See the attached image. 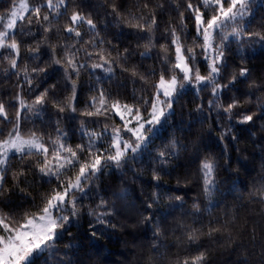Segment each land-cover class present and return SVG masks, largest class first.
<instances>
[{
	"label": "snow or ice",
	"instance_id": "snow-or-ice-1",
	"mask_svg": "<svg viewBox=\"0 0 264 264\" xmlns=\"http://www.w3.org/2000/svg\"><path fill=\"white\" fill-rule=\"evenodd\" d=\"M98 6L105 9L102 24L94 18V9L84 11L92 6L82 0H8L7 7L0 11V75L16 78L15 95L7 101L0 97V264H75L68 252L61 250L60 241L65 235L72 236L70 229L85 214L83 201L94 196L99 197L98 203L87 206L86 211L91 218L88 236L92 246L110 231L122 229L125 225L116 220L127 213L135 214L139 224L151 228V251L159 253L167 238L168 217L177 208L183 209L184 201L180 195L167 196L168 206L161 209L165 198L158 190L161 174L168 175L166 170L173 161L194 149L191 162L197 167L194 174L185 173L184 186L193 183L194 175L212 206L220 183L221 164L217 157L202 156L195 141L184 143L171 138L155 154L151 169L153 191L139 206L127 202L126 189L113 191V199L100 196L101 176L123 170L150 151L160 129L175 115L174 105L189 91L200 99L202 93H210L207 114L203 102L196 106L198 123L203 125L213 111L228 121L225 125L217 119V141L223 145L225 170L231 159L229 144L237 141L236 126L264 120V83L251 78L243 52L249 43H258L264 49V16L260 17L258 29L252 30L264 0H102ZM172 13L178 16V23L169 21L160 36L164 43H158L156 33L162 17ZM62 17L66 22L61 27ZM189 22L195 35L189 31ZM110 28L119 29L112 38H108ZM125 28L133 31L126 33ZM125 35L135 37V47L129 45L121 50V37ZM29 39L33 43L26 44ZM233 43L237 45L240 65L229 74L226 53L232 51ZM140 48L144 50L138 51ZM137 54L141 60L155 59L157 64L140 72L139 65L130 63ZM45 55L47 60L43 59ZM201 65L206 67V74L201 73ZM117 70L121 77L127 73L126 79L132 85L137 80L142 82L139 89H132V103L121 99L119 91L113 93L105 87L118 79ZM84 74L88 80L82 83ZM54 76L59 78L48 83ZM237 82L247 83L250 89L245 103L253 102L255 92L251 89L261 92L255 101L257 111L235 113V109L243 107L235 96L224 103L225 93L237 90ZM84 83L89 95L83 108H79ZM123 88L121 81L117 89ZM49 108L56 119L49 117L46 122ZM9 109L14 110V116L10 117ZM65 121L77 125L71 133L78 138L75 145L70 142ZM49 127L52 132L47 131ZM33 173L49 185L39 204L29 191V176ZM139 175L142 172H137ZM180 183L178 180L177 185ZM16 192L21 203L11 205L10 197ZM29 198L31 206L25 207ZM248 203L260 205V214L264 215V176L248 193ZM215 206L219 207V202ZM6 207L11 210L4 211ZM207 211L211 214L210 207ZM184 214L195 219L192 225L178 221L172 230L173 235L180 230L177 247L185 252L174 264H210V250L202 243L205 239L237 255L233 264H264V235H258V224L249 227L248 219L241 218L238 209L225 210L222 217L210 219L206 225L201 219L200 202L194 201L192 211ZM195 223L201 226L195 227ZM145 264H152V259Z\"/></svg>",
	"mask_w": 264,
	"mask_h": 264
},
{
	"label": "trees",
	"instance_id": "trees-1",
	"mask_svg": "<svg viewBox=\"0 0 264 264\" xmlns=\"http://www.w3.org/2000/svg\"><path fill=\"white\" fill-rule=\"evenodd\" d=\"M86 5L92 7H85L84 11H90L94 9V18L97 19L98 24H102L104 19V8L98 5L102 3V0H82ZM118 2H124V0H118ZM195 2V0H194ZM8 0H0V11H3L7 7ZM264 16V8H261L256 21L253 22L252 30H257L259 27L260 17ZM163 23L159 31L156 33L158 43H164L163 39H160L164 26L171 21L173 24L178 23V16L175 13L171 15L165 14L162 17ZM66 22V18L60 19V26ZM117 28H110L108 30V38H112V34L118 32ZM126 33L133 31L132 29L125 28ZM189 31L192 35H195L192 23L189 22ZM39 39V36H37ZM87 39V37H85ZM53 42H56V37L52 34ZM122 43L120 44L121 50L125 46L131 45L135 47L137 40L134 36L125 35L121 37ZM190 42V41H189ZM26 44L33 43L31 39L25 41ZM143 43V42H141ZM237 45L232 44V51L226 53L228 56L229 74L235 68L240 65V56L236 54ZM140 48L138 51H143ZM42 51H45L42 49ZM155 51H158V48ZM243 52L247 57V67L251 69V78L256 80L257 83H264V49L258 43L246 44L243 48ZM44 60L48 59V56L43 57ZM130 63L139 65L140 72H147L154 65L157 64L155 59L141 60L137 54L136 57ZM3 66H6L3 65ZM51 71V69L49 70ZM99 72V70H97ZM201 73L206 74V67L201 65ZM117 80L111 84H105V87L111 90L113 93L117 91L121 94V99H126L128 103H132L130 97L132 95L133 87L139 89L142 82L137 80L135 85L128 82L126 77L127 73L121 77V73L117 70ZM58 76L52 77L48 83L55 82ZM88 76L82 75L81 81L86 82ZM123 82L125 88L117 89V84ZM154 82V81H153ZM222 82H226L222 81ZM16 78L13 76L11 79H6L3 75H0V97L4 100H9L15 95L16 88L14 87ZM47 86V85H45ZM235 91L226 92L223 100L227 104L231 102V98L235 96L243 103L242 108L234 110L235 113L243 112L245 110L257 111L256 97L261 96V92L251 89L255 92L252 96V103H245L247 96L246 93L250 91L247 83L237 82ZM89 95L86 83L81 89L79 95L78 107L83 108L85 101ZM202 99L195 96L194 91H189L184 95L179 104L174 105L175 115L169 121V124L160 129L159 138L154 139V143L150 146V151H146L136 161L132 162L128 167L123 170H112L108 175L101 176L99 183V195L105 199H113L112 192L126 189L128 196L127 202L129 204L135 203L139 206L141 200L146 199L148 195L153 191V184L155 183L151 179V169L153 166V159L159 147L162 144L167 143L171 138L175 137L182 140L184 143H191L195 141L197 147L201 150V155L212 154L217 157L221 164L218 179L219 191L212 197V206L209 205L208 199H206L200 189L195 183V177L193 175V183L184 186L183 178L185 173H195L197 167L196 164L191 162V158L195 155V150L190 149L188 153H182L181 159L173 161L172 165L167 168L168 175L161 174L160 189L165 194L164 200L161 201V209L163 210L168 206L167 196L180 195L184 197L183 209L177 208L172 216L168 217V232L167 238L164 240L163 245L160 247L159 253L151 251L152 231L148 225L139 224L135 214H125L117 218L116 222L123 223L125 226L117 231H110L109 235L99 241L94 242L95 246H92L89 232V222L91 218L86 215L87 206L95 207L99 201L98 196H94L92 199H86L83 201L86 206L85 214L82 216L78 225L72 227L70 231L72 236L65 235L63 240L60 241V248L62 251H67L68 256L75 262V264H145V261L152 259V264H174L177 258H182L185 254L183 248L177 247L176 237L181 235L180 230H176L173 235V229L176 228V222L183 221L189 225L193 224L194 217L185 215L192 211V204L194 201H198L201 204L203 215L201 217L203 223L206 225L208 220L215 217H222L225 210L233 211L237 210L241 218H247L249 227L252 224H258V235H264V215H261V206L258 204L248 203V193L252 190L253 185L257 184L261 176H264V128H261V124H264V120H256L254 125H238L235 128V134L237 141L235 144H229L228 155L231 157L228 170H225L223 165L225 159L222 156L223 145L218 143L217 137L219 135V126L217 125V119L219 118L222 124H227L228 121L223 115L217 116L215 111L211 112V118L204 121L203 125L197 122V117L200 115L195 112L197 104L203 102L205 106V114L208 113L207 100L210 98V93H202ZM9 115L14 116V110L9 109ZM49 117L54 121L56 116L54 111L49 108L48 115L44 117L47 122ZM118 120V118H117ZM235 120V116H234ZM31 124H27V127H31ZM64 126L69 131L71 136L72 131L76 128L75 122H64ZM189 126L190 131H189ZM211 128V133L209 129ZM47 131L52 132L53 128H47ZM255 133V136L252 133ZM70 142L75 145L78 142L76 136H71ZM239 149V151H237ZM137 172H142V175L137 176ZM181 183L178 186L177 181ZM30 187L29 191L31 196L35 197V202L40 203V196L42 193L47 192L49 185L43 184L40 181V177L37 173H33L29 176ZM11 176L8 178V187H11ZM143 189L144 195L141 194ZM94 191H96L94 189ZM243 196L244 199L240 200L239 197ZM219 202V207L215 204ZM9 203L11 205H18L21 203L20 194L18 192L13 193L10 197ZM31 199L25 207L31 206ZM121 204L123 202H120ZM179 204L180 202H175ZM211 209V214L207 209ZM10 208H4V211H10ZM195 227H200V223H195ZM202 243L210 250V264H233V261L237 259V255H230L223 248H220L214 241L205 239ZM71 244L72 247L65 249V245ZM75 253V255L73 254Z\"/></svg>",
	"mask_w": 264,
	"mask_h": 264
}]
</instances>
